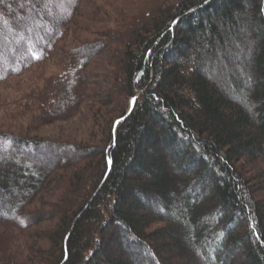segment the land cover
<instances>
[{
  "label": "trees",
  "instance_id": "16d2710c",
  "mask_svg": "<svg viewBox=\"0 0 264 264\" xmlns=\"http://www.w3.org/2000/svg\"><path fill=\"white\" fill-rule=\"evenodd\" d=\"M81 1L0 0V84L52 60L60 69L20 101L37 127L77 115L93 96L91 62L116 46L106 95L115 118L103 145L0 132V264H25L18 248L42 240L31 233L43 223L33 205L55 182L68 191L50 208L60 222L42 234L52 245L35 253L43 264H174L166 243L196 264L182 236L204 264H233L237 247L246 264H264V0H153L105 40L67 49ZM249 35L246 79L226 71L224 85L218 61L226 64L237 39L246 49ZM44 146L60 151L52 162L35 160ZM187 166L192 180L183 176ZM204 179L207 199L194 189ZM155 206L164 214L154 215ZM196 212L209 215L212 228ZM244 227V237L228 235Z\"/></svg>",
  "mask_w": 264,
  "mask_h": 264
},
{
  "label": "rangeland",
  "instance_id": "374dc122",
  "mask_svg": "<svg viewBox=\"0 0 264 264\" xmlns=\"http://www.w3.org/2000/svg\"><path fill=\"white\" fill-rule=\"evenodd\" d=\"M150 1L152 3L153 0H82L79 17H77L73 22L74 25H71L69 34L64 40L63 47L71 49L82 46L87 42H94L100 39L105 40V38H103L105 34H109L110 31L116 30L118 26L128 24V22H131L134 17L147 10L148 7L146 6L149 5ZM168 2L170 3L171 1L169 0ZM244 40L248 43L246 45V49L243 48L244 46L242 44L239 47L240 40L237 39L233 42L234 49L231 56L227 59V62H225L226 64L223 65L224 62L221 60L218 61L216 67L221 68L222 70H219L216 75L220 77L219 80L222 81L224 85L228 84V74L226 71H233L236 76L239 75V77H237V81L240 83L246 79V76L242 71L249 69V60H251L250 51L253 50L254 45L251 43L252 37L250 35L246 36ZM249 43H251V45ZM115 47L116 46L112 44L111 47L109 46L108 49L104 50L100 56L95 57V59L91 62L89 72H92L96 79L92 85L89 86V94H93V96L81 103L77 115L72 119L54 121L51 124L38 125L37 127L36 125H33L34 123L30 120L31 116H34L33 113L26 115L21 108V104L23 102L20 101L24 96L41 89L44 86V83H47L48 79L50 80L53 76L58 74L60 69L55 65L53 60L30 69L27 73H25V75L12 79L6 84H0V132L24 137L26 139L53 143L76 144L81 147H96L99 143L103 145V140L105 141L107 138V135L105 134L107 129L105 126L112 122V118H115L113 117L114 115L112 114L110 107L106 106V95L108 91H110L111 87L108 74L113 68L110 62L112 61L111 57ZM218 58L219 55L216 58L213 57V62H215ZM222 60H225V58ZM220 71H223V73ZM138 95L139 93L137 92V96ZM133 100L136 101V99ZM133 100L130 103V109ZM130 109L128 114L132 110ZM33 112H35L34 109ZM42 149L43 150L40 155H35V160H48L49 162H52L55 156L60 153V151L51 150L48 146H44ZM260 169H263V167L259 166V164L256 165L255 172L257 171L258 174V170ZM192 170L193 169L190 166H187L183 172V176L190 174L189 176L191 177V180L194 179L197 174L196 171ZM248 170L251 171L250 168ZM63 172L62 168H60V171H57L58 174L54 176H61ZM248 176L253 179L255 178L254 172L252 174L250 172ZM207 179H204L201 183L199 182V184H203L205 186H199L197 184L194 187L195 191H198L200 196L206 199L210 198V186L208 185ZM67 189L68 187L66 182H55L52 184L51 188L49 187V189L45 191L39 200L33 205V209L41 213L43 223L38 225L37 228H33L31 233L34 236H38V238H41L42 240L36 241L35 238H31L32 241H25L26 247L21 245L18 248V259L23 263L43 264L42 261H40V255H35V253L37 250H40L42 253L46 254L48 251L52 250L51 243L45 236H42V234L45 235L46 233L54 231L60 222L59 217H55V215L50 212V208L60 204L62 201L61 199H65L64 197L68 191ZM184 189H179L180 194ZM260 198L264 201V192L260 195ZM179 201H183L182 197L179 198ZM212 204L213 203L210 202L207 205L212 206ZM158 209L159 208L157 206L153 207L152 210L155 213L154 215L160 216L164 214ZM175 210V213L179 211L177 206ZM196 213L197 215L195 214V216L199 218L201 217L200 220L203 222L202 226L212 228V222L209 223V221L207 222L206 220L209 218V215L207 216L206 213L203 215L202 212ZM52 215L53 217H51ZM160 226L161 225L159 224L154 225L152 229L155 230ZM217 227L225 230L226 224L220 223ZM233 228L230 230L228 235H232V237L237 235L241 236V238L245 236L246 227L242 228V231H237ZM166 244L168 246V253L166 252V254L167 256L173 258L174 264H193L191 260L185 261L181 259L180 252L173 248V244ZM179 245L181 247L183 246L185 250L190 247V256L192 259L194 258L193 260H196L194 262H196V264H204L199 253L195 249L192 250L194 243L190 241L189 237L188 243L185 236H182V238L179 237ZM30 247L35 249L30 250ZM222 260H224V255ZM230 261H233V264H246L243 252L240 251L239 247L234 249V251L230 254V257L227 259V263H231Z\"/></svg>",
  "mask_w": 264,
  "mask_h": 264
},
{
  "label": "water",
  "instance_id": "95a60500",
  "mask_svg": "<svg viewBox=\"0 0 264 264\" xmlns=\"http://www.w3.org/2000/svg\"><path fill=\"white\" fill-rule=\"evenodd\" d=\"M134 102L132 103V106H131V109L134 107V105H135V100H133ZM130 109V110H131Z\"/></svg>",
  "mask_w": 264,
  "mask_h": 264
},
{
  "label": "snow or ice",
  "instance_id": "6c2138e0",
  "mask_svg": "<svg viewBox=\"0 0 264 264\" xmlns=\"http://www.w3.org/2000/svg\"><path fill=\"white\" fill-rule=\"evenodd\" d=\"M134 102V101H133Z\"/></svg>",
  "mask_w": 264,
  "mask_h": 264
}]
</instances>
